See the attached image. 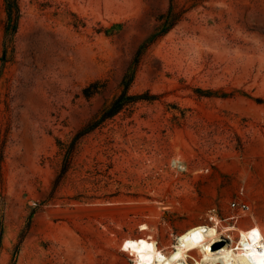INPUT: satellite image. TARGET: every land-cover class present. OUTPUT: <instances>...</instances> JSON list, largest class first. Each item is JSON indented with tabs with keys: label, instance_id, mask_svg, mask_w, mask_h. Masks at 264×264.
I'll return each mask as SVG.
<instances>
[{
	"label": "rangeland",
	"instance_id": "rangeland-1",
	"mask_svg": "<svg viewBox=\"0 0 264 264\" xmlns=\"http://www.w3.org/2000/svg\"><path fill=\"white\" fill-rule=\"evenodd\" d=\"M17 3L7 33L0 0V264H131L123 239L163 247L213 212L264 231V0ZM127 84L153 98L97 122Z\"/></svg>",
	"mask_w": 264,
	"mask_h": 264
},
{
	"label": "bare ground",
	"instance_id": "bare-ground-1",
	"mask_svg": "<svg viewBox=\"0 0 264 264\" xmlns=\"http://www.w3.org/2000/svg\"><path fill=\"white\" fill-rule=\"evenodd\" d=\"M207 218L204 224L172 235L163 247L150 234L127 237L120 246L131 264H264V231L254 218L242 228L222 225L215 215ZM139 231L151 229L141 224ZM223 241L226 243L221 247L213 248Z\"/></svg>",
	"mask_w": 264,
	"mask_h": 264
},
{
	"label": "trees",
	"instance_id": "trees-1",
	"mask_svg": "<svg viewBox=\"0 0 264 264\" xmlns=\"http://www.w3.org/2000/svg\"><path fill=\"white\" fill-rule=\"evenodd\" d=\"M3 2H4L5 12H6V22L4 24V30L7 33H14L16 31L17 23L20 17V11H19L17 0H3ZM137 56L139 57L140 53ZM127 89H128V84L125 86L121 94L108 107H106L102 111L101 116L97 120V122H102L106 119L113 117L114 115H116L118 112H120L122 109H124L131 103H134L138 100H151L153 98L151 95H144V96L127 95ZM88 130H91V129H87V131H81L80 133H78L75 139L80 138L82 135L87 133ZM75 139H74V142L71 143L72 145H74L76 141ZM72 154H73L72 149L65 153L64 155L65 163L70 162L72 158Z\"/></svg>",
	"mask_w": 264,
	"mask_h": 264
},
{
	"label": "built area",
	"instance_id": "built-area-1",
	"mask_svg": "<svg viewBox=\"0 0 264 264\" xmlns=\"http://www.w3.org/2000/svg\"><path fill=\"white\" fill-rule=\"evenodd\" d=\"M179 162V161H178ZM235 207H239L240 208V210H241V212H245L249 207H248V205H246V204H241V205H239L238 203H236V202H232L231 204H230V208L231 209H234ZM214 214H212V215H215L219 220H222V218H220L219 217V215L217 214V212H213ZM239 218H240V215H231L230 216V219L231 220H233V226H236V227H239V226H242V225H240V222L238 221L239 220ZM120 251H122V247L120 246ZM123 252V251H122Z\"/></svg>",
	"mask_w": 264,
	"mask_h": 264
},
{
	"label": "water",
	"instance_id": "water-1",
	"mask_svg": "<svg viewBox=\"0 0 264 264\" xmlns=\"http://www.w3.org/2000/svg\"><path fill=\"white\" fill-rule=\"evenodd\" d=\"M222 245H223V243H222V242H219V243H216V244L213 246V248L216 249V248L221 247Z\"/></svg>",
	"mask_w": 264,
	"mask_h": 264
}]
</instances>
